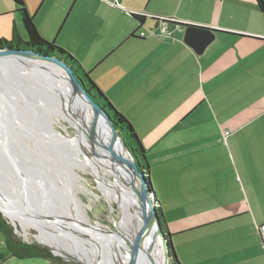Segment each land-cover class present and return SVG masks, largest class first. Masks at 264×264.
<instances>
[{"label": "crops", "instance_id": "0c3cea01", "mask_svg": "<svg viewBox=\"0 0 264 264\" xmlns=\"http://www.w3.org/2000/svg\"><path fill=\"white\" fill-rule=\"evenodd\" d=\"M24 1L41 36L78 52L96 86L127 107L180 264H264V12L255 0ZM5 12L10 34L16 27L27 40L17 5L0 0ZM188 25L216 31L202 53L185 42ZM0 264L53 263L5 248Z\"/></svg>", "mask_w": 264, "mask_h": 264}, {"label": "rangeland", "instance_id": "374dc122", "mask_svg": "<svg viewBox=\"0 0 264 264\" xmlns=\"http://www.w3.org/2000/svg\"><path fill=\"white\" fill-rule=\"evenodd\" d=\"M8 2H10L14 6L12 0H8ZM14 10L15 8L13 9V11ZM8 13L9 12H5V14H3L2 17H0V38H6L10 40L11 39L10 23L13 15ZM49 42H53V41L51 40ZM55 46L62 47L57 42L55 43ZM62 48L68 53H70V55L73 58L77 59L81 63L83 62V59L78 52H74L72 54L69 50L65 49L64 47ZM19 69H20L19 66L9 63L7 68H5V72L8 75L7 76L8 79H11L14 82L16 81V83L20 85V87L25 91V93L27 92L26 93L27 95L30 94V90L34 91L36 97L35 99L29 96L27 98L26 97L23 98L18 94V97L16 98L18 102H12L9 99L5 98L2 92L5 104L9 106L12 110H14L12 115L10 116L8 115L7 117L4 118L5 125H3V128L1 129H3L2 132L10 133V137H11L10 140L12 141V145H10L9 143L7 147L9 146L8 151L13 152L15 155L14 156L15 164L9 161V159L3 155L4 157L1 158L0 167L1 169H3V171H5V173L3 172V174H1L0 176L1 185L5 190H7L6 192H9L12 189L11 187L12 182L6 177L7 173L12 174L13 172L11 170L17 171L18 173L17 167H21V166L29 168L31 173H29L30 175H27V177H29L30 185L31 186L38 185V182L40 181V184L42 183L43 186L41 188L42 191H44L46 196H48L47 199L45 200L46 204H43V207H46L48 210L50 209L49 211L52 213H58V214L60 213L66 216L67 214H64V212L66 213L68 212L67 211L68 204L66 202L67 198L64 192L62 191V189L59 188H61L62 184L66 186V183L69 182L75 202L77 204L78 219L87 223L84 226H87L88 228H97L99 229L100 232L107 233L114 239H112L110 242H107L108 241L107 238L103 237L102 241L99 240V242L97 243L91 241L86 234H82L78 229L73 228L72 230L68 231V234L61 236L62 238L60 237L62 244L67 245L72 249L75 248L80 252H84L87 254L93 253V255H94L93 247L97 246L98 248H96V250L98 252L96 254V257L103 261H110L114 258V255L116 253L114 246L116 244L115 241L120 242L125 237L123 236V232L120 229L119 224L123 220H125L130 227V225H133V221H134L136 224L135 230H138L140 228L141 224L139 222V218L136 210V207L139 206L140 203L139 201L136 200L137 201L136 204L135 202L128 204L129 208L132 209V212L123 214L124 212L122 211L121 203L119 202L118 199L114 197L113 194H111V196L109 197L105 195L104 190H102L98 182V178L92 172L91 166L88 163L87 166L77 165V161H74L73 159L75 157L74 151L72 150V147H70V145H68L67 143L59 144L56 142L58 141V139L52 137L51 138L53 139V142H49L46 138L42 136L45 139L43 140L42 138H39L37 136V133L39 131L37 133H32L23 130V128H21L22 126H24L22 121L24 122V120L26 119L25 116L27 114L28 117L30 116L33 118V120L29 119L30 125H32L31 127L32 131L43 129L44 124H46L47 121H52L51 125L53 126V128L61 132L63 136H65L64 138L67 139L69 142L79 141V139H77L76 137L77 130L74 124L72 123L71 120L69 121L67 118H65L66 116L72 119L73 116L69 115L70 113L69 110L67 109V106L65 104L60 103L61 97L53 93V91L46 90V87L43 86L41 83L42 81L39 80H37L36 82L30 81V84H28L27 79L20 74ZM31 69L32 71H35L36 67ZM85 71L88 74H90V70H85ZM1 77L5 78L4 74L0 73V79ZM91 80L94 82L92 78ZM12 81L11 84L13 86H17V84H14V82ZM6 82L9 81L7 80ZM101 92L103 95L106 96V94L103 91ZM108 99L110 100V98ZM27 100L31 102L30 104H32V105L28 104L29 106L28 108L25 105L28 103ZM32 100L39 101L40 102L39 104L41 107H43V109L35 106ZM114 107L116 108L117 106L114 105ZM23 108L26 109L28 112H25L26 110H22ZM126 109L127 107H122V108L117 107L118 112L123 114L128 119V114L126 112ZM16 124L20 128H18ZM15 129L18 131L17 133H15L16 132ZM86 147L87 149L84 150H86V152L88 153L92 152L91 150H93L94 148L96 149L95 146L86 145ZM79 148L83 149L85 147L81 145L79 146ZM3 153H4L3 147H1L0 155H2ZM38 155L41 156L42 158H46L45 161L42 163L44 164V166L41 163L39 164L40 166H37L35 164L36 161H38L36 159ZM77 157L87 162V157L84 154L79 153ZM146 157L148 159L147 155ZM24 162H28L27 163L28 165H25ZM69 167H73L76 169V172L78 174V181H80V184L78 186L75 183L76 179L72 177L71 180L69 176V171H68ZM46 168L49 170L50 174L49 172H47ZM106 177L109 180V182L107 183L111 184L115 180L112 172L110 173L108 172L106 174ZM150 177L153 183L152 184L153 191L157 192L158 194L159 185L157 180L155 179V175L153 172ZM53 183L57 184L59 188L55 187ZM118 183L119 184L117 186H119L120 189L124 190L125 192H128L129 194L130 193L133 194L131 191H129L130 189L126 185H124L121 182ZM15 185H16V180H15ZM36 187L37 186H35V188ZM65 191L67 192V190ZM134 194L137 195V191L134 190ZM32 198L34 199L32 201H34L35 205L39 204L38 203L40 201V199H38L40 198L39 195H36V197L33 196ZM130 198L131 197H129V199L127 198V200L134 201L133 198L131 199ZM3 217L12 226L14 235L17 236L19 239L28 243H35L40 246L46 247L45 245L40 243L37 239V235L39 234V229H40L37 225L29 222L30 227L28 226L27 232H25L23 225L17 219L12 220L5 215H3ZM69 220L70 218H66L65 221L69 222ZM170 230L171 232L169 231V233L172 234L171 239L173 242V247L176 251L177 260L179 261V263L180 261L184 262V258L180 252L179 245L177 242V237L176 235H174L175 234L174 230L171 227ZM5 248L6 247L4 246V239L0 233V252L5 250ZM48 249L50 250L51 248ZM54 256L57 257V259L53 262V264H84L74 259H67L61 255H54Z\"/></svg>", "mask_w": 264, "mask_h": 264}, {"label": "bare ground", "instance_id": "6f19581e", "mask_svg": "<svg viewBox=\"0 0 264 264\" xmlns=\"http://www.w3.org/2000/svg\"><path fill=\"white\" fill-rule=\"evenodd\" d=\"M9 63H14L15 65L20 67L19 69L20 74L24 78L27 79L28 84H30V81H33V82H36L37 80L42 81L41 83L43 86L46 87V90L53 91V93H55L56 95H59L61 97L60 103L65 104L67 106V109L69 110V113H70L69 115L72 116L76 112L78 113V106L74 100V96L71 93V90L68 87V84L65 78L63 77L64 74L61 71L52 67L49 63L43 62V61L36 60V61L19 62L15 60H5V59L0 58V73L4 74L5 76V78L1 77L0 79V104H1L0 105V148L3 147L4 150L8 149L9 146L7 147V145H9V143L10 145H12V141L10 140L11 138L10 133L2 132L3 129L1 128H3V125H5L4 118L7 117L8 115L9 116L12 115L14 112V110H12L9 106L5 104L4 97L9 99L12 102H18L16 99L18 97V94L23 98L24 97L27 98L29 96L35 99L36 97L34 91L30 90V94L28 93L29 95H27L26 94L27 92L25 93V91L20 87L18 83H16V81L14 82L11 79H8L7 77L8 75L5 72V68H7ZM33 66L36 67L35 71H32L31 69V68H34ZM7 80L9 82H6ZM11 81L14 82V84H17V86H13L11 84ZM2 92L4 94V97H3ZM32 102L38 108L43 109V107L40 106L39 101L32 100ZM30 103L31 102L28 101V103L25 104L27 108L29 107L28 104L32 105ZM22 110H26V109L23 108ZM25 112H28V111L26 110ZM25 117L26 119L24 120V122L22 121L24 126L21 127L23 128V130H26L32 133H37L39 131L41 133L38 132L39 134L37 133V136L39 138H42L43 140H45L44 138H46L49 142H53L52 138H56L58 139V141H56L57 143L59 144L67 143L68 145H70V147H72V150L74 151L75 157L73 159L74 161H77V165L87 166V163H88L91 166L92 172L98 178V182L102 190H104L105 195L109 197L111 196V194H113L114 197L119 200V202L121 203L122 211L124 212L123 214L132 212V209L129 208L128 204L134 203V202L136 204L137 201H139L140 205L136 207V210H137L139 222L141 225L138 230H135L136 224L134 221H133V225H130V227H129V224L125 220H123L119 224L120 229L123 232V236L125 237L120 242H117L114 240L116 243L114 245L116 253L114 255V258L110 261H103L96 257V254L98 252L96 250V248H98L97 246L93 247V250H94L93 251L94 255H93V253L87 254L84 252H80L75 248L72 249L71 247L62 244L60 237L65 234H68V231L72 230L73 228L78 229L82 234H86L91 241H94L97 243L99 242V240L102 241L103 237L107 238L108 240L107 242H110L114 238H112L107 233L100 232L99 229L97 228H88L87 226H84L87 223L78 219L77 204L75 202L73 192L71 190V186L69 185V182L67 181H66L67 182L66 186L62 184L61 188H59L57 184L53 183L55 187L62 189V191L66 195V198H67L66 202L68 204V210H67L68 212L67 213L64 212V214H67V215L64 216L60 213L59 214L52 213L49 211L50 209L48 210L46 207H43V204H46L45 200L47 199L48 196H46L44 191H42L41 189L43 187L42 183L40 184V181H39L38 185H35L37 186L36 188L35 186H31L29 182L30 181L29 177H27V175H30L27 172L31 173V171L29 170V168H25L24 166L19 167V169L17 168L19 174L17 173V171H14V170H11L13 172V173L11 172L12 174L7 173L6 177L12 182L11 184L12 189L9 192H6L7 190L3 188L0 182V208L4 212L5 216L9 217L12 220L17 219L23 225L25 232H27L28 226L30 227L29 222L37 225L40 228L39 234L37 235L38 241L44 245L49 246L56 254L61 255L67 259L80 260V261L87 262L90 264H131L132 256H133L132 248L133 246H135L140 236L141 229L143 227L142 202L138 195V192H137V195H135L134 190L129 188L127 185L126 186L130 189L129 191H131L133 194L131 193L129 194L128 192H125L124 190L120 189L119 186H117L119 184L118 183L119 181L117 179L114 178L115 180L111 184L107 183L109 182V180L107 179L106 174L108 172L109 173L111 172L109 169V166L111 167L114 166L116 172L118 173V176L124 181L131 180V177L123 169L116 167L114 158L107 150H104L94 145L96 149L94 148L93 150H91L92 152L90 153L86 152V150H84V149H87L86 145L93 146L88 140L84 139L83 141L85 148L83 149L79 148V146L82 145L80 141L69 142L67 139L64 138L65 136H63L61 132L53 128V126L51 125L52 121H47L46 124H44L45 129L43 128V129H38L37 131L35 130L32 131L31 129L32 125H30L29 119L33 120V118L30 116L28 117L27 114ZM65 118H67L69 121L70 120L73 121L69 117L65 116ZM89 125H91L90 128L92 129V131L96 134L98 138L107 140L108 137L106 136L101 137L99 130H97V128L92 126L90 121H89ZM17 127L20 128L19 126ZM15 131H16L15 133L18 132L16 129ZM79 153H82L87 157V162L77 157ZM36 159L38 161H36L35 164L37 166H40L39 164L40 163L42 164L46 158H42L41 156L38 155ZM27 163L28 162H24L25 165H28ZM42 165L44 166V164ZM68 171H69V176L71 180H72V177H74L76 179L75 183L78 186L80 184V181H78V174L76 172V169L73 167H69ZM3 172L5 173V171H3V169H1L0 167V176L1 174H3ZM47 172H49L48 169H47ZM15 180H16V185H15ZM65 190H67V192ZM36 195L40 196V198H38L40 199V201L38 202L39 204L37 205H35L34 201H32L34 200L32 197L33 196L36 197ZM129 197L133 198L134 201L133 200L128 201L127 198L129 199ZM66 218H70L69 222L65 221ZM148 250H149L152 262L154 264H165L164 263V246H163V242L159 234H154V232L151 233V235L149 236L147 240V244H146V251ZM142 264H149L147 257H145V260L143 259Z\"/></svg>", "mask_w": 264, "mask_h": 264}, {"label": "water", "instance_id": "95a60500", "mask_svg": "<svg viewBox=\"0 0 264 264\" xmlns=\"http://www.w3.org/2000/svg\"><path fill=\"white\" fill-rule=\"evenodd\" d=\"M215 37L216 31L214 29L196 25H188L186 27L185 42L197 53H202ZM0 58L19 62L36 60L43 61L49 63L52 67L58 69L64 74L68 87L70 88L78 106V113L76 112L72 115V122L77 130V139H79L83 146V141L86 139L91 145L107 150L114 158L116 167L123 169L131 177V180L124 181L118 176L114 166L111 167L108 165L114 178L127 185L132 190L137 191L141 199L143 207V227L135 246L132 248L133 256L131 264H142L145 257H147L149 264H154L150 257L149 250L146 251L147 240L153 232L154 234H159L162 239L164 246V263L170 264V241L169 237H167V234L163 230L159 209L156 208L157 199L155 191H153V185L149 178V173L141 172L139 170L134 156L129 147L125 144L123 138L116 131L109 114L89 96L82 80H80L74 71L59 58L40 54L31 49L0 48ZM89 121L92 126L99 130L101 137H108L107 140L100 139L96 136L90 128L91 125H89ZM3 155L15 164V155L13 152L8 151V149L4 150V153L0 155V164L1 158L4 157ZM17 168L19 169V167ZM27 173L29 174L30 172ZM0 211L5 215L1 208ZM45 246L50 248L47 245ZM51 252L53 255H58L53 250H51ZM77 261L84 264H90L80 260Z\"/></svg>", "mask_w": 264, "mask_h": 264}, {"label": "trees", "instance_id": "16d2710c", "mask_svg": "<svg viewBox=\"0 0 264 264\" xmlns=\"http://www.w3.org/2000/svg\"><path fill=\"white\" fill-rule=\"evenodd\" d=\"M17 5V11L22 15L23 22L25 25V29L28 34V39L23 40L19 35L16 27L13 28V33L11 35V39L8 40L6 38H0V48H23V49H31L40 54L51 55L59 58L63 62H65L74 73L82 80V83L89 94V96L93 99V101L102 107L110 116L112 123L118 132V134L123 138L125 144L129 147L132 155L134 156L139 170L141 172L149 173L150 164L146 157V150L142 145L132 123L118 110L114 107L111 101L102 94L101 90L96 86V84L91 80L89 74L84 70L81 63L73 58L70 53L65 51L60 46H55L54 42H49L45 38L41 36L39 33L32 16L28 13L26 8V4L24 0H12ZM259 9L264 12V0H255ZM132 17H134L140 23H143L145 20V15L140 13H132ZM155 20L159 21H167L165 19L156 18ZM219 31V30H218ZM222 33L233 34L231 32L219 31ZM158 209V207H157ZM161 224L163 230L169 237L170 241V256L171 261L170 264H180L177 260L173 245L170 239V233L167 232L166 222L161 217ZM0 232L4 236V243L6 248L8 249V257H16L19 259H31V258H43L47 259L49 262L53 263L57 257L53 255L51 250L47 247L40 246L35 243H28L21 239L13 233V228L9 224V222L3 217L2 212L0 211ZM3 260L6 257H1Z\"/></svg>", "mask_w": 264, "mask_h": 264}, {"label": "built area", "instance_id": "2783aa9c", "mask_svg": "<svg viewBox=\"0 0 264 264\" xmlns=\"http://www.w3.org/2000/svg\"><path fill=\"white\" fill-rule=\"evenodd\" d=\"M117 1H118V0H116L115 4H116V5H119ZM154 33H155V32L152 31V34H154ZM140 35H141V36H145V32H141ZM229 133H230V132L227 131V132H226V135H229ZM258 229H259V232H260L261 238H262L263 243H264V224L259 225V226H258Z\"/></svg>", "mask_w": 264, "mask_h": 264}]
</instances>
